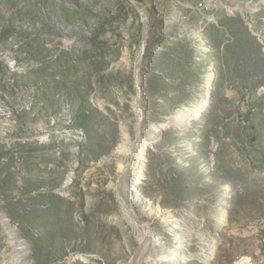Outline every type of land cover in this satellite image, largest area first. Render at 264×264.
Here are the masks:
<instances>
[{
    "label": "rangeland",
    "instance_id": "374dc122",
    "mask_svg": "<svg viewBox=\"0 0 264 264\" xmlns=\"http://www.w3.org/2000/svg\"><path fill=\"white\" fill-rule=\"evenodd\" d=\"M137 1L138 73L131 0H0V264H131L138 144L139 264H264V0Z\"/></svg>",
    "mask_w": 264,
    "mask_h": 264
},
{
    "label": "water",
    "instance_id": "95a60500",
    "mask_svg": "<svg viewBox=\"0 0 264 264\" xmlns=\"http://www.w3.org/2000/svg\"><path fill=\"white\" fill-rule=\"evenodd\" d=\"M131 1L142 17L143 47H142V51L140 52V54L138 56L137 65H136V72L138 73L140 62H141V60L143 58V54L146 50V31L148 28V16H147V13L145 12V10L140 8L137 0H131ZM137 90H138V95L136 97V102L138 104V111L141 114V116H139V118H138V129H139L138 139H139L141 136V132H142V124H143L144 117H145V111L141 106L142 90L140 87ZM135 150H136V147H134V149H133V163L131 164V166L128 168V170L120 178L119 190L122 192L121 194L124 196V198L128 204V210H129L130 216L132 217V219L134 221L142 223L143 226L146 229H148V234H147V236H145L141 239L138 247L136 248V250L132 256L131 264H139L140 256H141L142 252L144 251L145 247L147 246L148 242L150 241V239L153 236V229H152L150 222L142 220L134 212V210L132 209V205H131L130 201L128 200V197L126 196V193H124L122 190V185H123L124 181L126 180L127 176L136 169V166L138 163V161L135 160ZM131 182L135 183V178H133Z\"/></svg>",
    "mask_w": 264,
    "mask_h": 264
},
{
    "label": "bare ground",
    "instance_id": "6f19581e",
    "mask_svg": "<svg viewBox=\"0 0 264 264\" xmlns=\"http://www.w3.org/2000/svg\"><path fill=\"white\" fill-rule=\"evenodd\" d=\"M138 88L140 87L141 88V85H140V82L138 80ZM134 107L137 109L138 111V104L137 102L134 103ZM201 112V106L197 107L196 109H194V111L192 113H184L181 115L180 118H186L187 117H198L199 114ZM139 116H141L140 112H139ZM138 132H139V129H138ZM142 133V132H141ZM140 139V138H139ZM140 144L137 145L136 147V150H135V160L136 161H140L141 157H142V148L139 146ZM126 171V170H125ZM130 187V186H129ZM122 190H123V186H122ZM124 192V190H123ZM118 193H119V198H120V201L122 203V205L124 206L125 210H126V213H127V216L128 218L132 219V217L130 216V213H129V210H128V204L124 198V196L121 194L122 192L118 189ZM125 193V192H124ZM135 199H139V196L138 195H135ZM133 209V208H132ZM134 210V209H133ZM135 212V211H134ZM135 224L142 230V238L147 236L148 234V229H146L142 223L140 222H136L135 221ZM156 240H158L156 237H155ZM161 253V252H159ZM184 254V253H183ZM183 254L182 252H178V250H176L175 248H170L167 253H165L163 256H169L171 257V259H173L174 261L179 262V260H181L183 258ZM236 264H244V261H241V262H237Z\"/></svg>",
    "mask_w": 264,
    "mask_h": 264
},
{
    "label": "trees",
    "instance_id": "16d2710c",
    "mask_svg": "<svg viewBox=\"0 0 264 264\" xmlns=\"http://www.w3.org/2000/svg\"><path fill=\"white\" fill-rule=\"evenodd\" d=\"M3 146L0 145V149H2Z\"/></svg>",
    "mask_w": 264,
    "mask_h": 264
}]
</instances>
